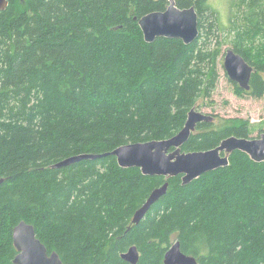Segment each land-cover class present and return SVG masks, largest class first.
Masks as SVG:
<instances>
[{"label":"trees","instance_id":"trees-1","mask_svg":"<svg viewBox=\"0 0 264 264\" xmlns=\"http://www.w3.org/2000/svg\"><path fill=\"white\" fill-rule=\"evenodd\" d=\"M174 1L197 13L189 45L143 39L139 19L169 0H8L0 11V264H13L12 230L21 221L63 264H129L121 255L131 246L137 264H163L174 242L197 264H264V162L243 152L186 186L180 175L120 168L114 156L52 168L70 156L168 139L212 97L224 57L210 44L217 11L209 0ZM241 4L256 10L255 29L264 32L263 2ZM232 50L255 70L249 90L235 91L263 97L264 46ZM213 122L198 124L182 151L249 138L246 120ZM165 181L166 194L133 225Z\"/></svg>","mask_w":264,"mask_h":264},{"label":"water","instance_id":"water-1","mask_svg":"<svg viewBox=\"0 0 264 264\" xmlns=\"http://www.w3.org/2000/svg\"><path fill=\"white\" fill-rule=\"evenodd\" d=\"M7 6L8 0H0V11ZM138 25L144 41L148 44L157 38H166L179 39L189 45L198 37V16L195 9H179L174 0H169L165 11L152 12L140 18ZM223 69L233 84L241 90H249V82L255 70L232 49H228L224 55ZM213 121V116L200 113L192 107L183 128L168 139L122 145L104 154L70 156L58 161L52 168L60 169L83 160L114 156L120 168H138L144 176H160L165 179L180 175L182 185L186 186L203 174L227 167L229 156L234 151L245 153L253 162H264V133L258 138L231 136L207 151H182V146L196 131L198 124H209ZM2 182L0 179V184ZM167 188L168 182L165 181L149 194L144 204L134 212L131 220L133 225L140 223L151 207L166 194ZM12 241L17 252L13 264H63L57 253L47 252L30 224L21 221L16 225L12 230ZM139 256L137 248L131 246L121 255V259L129 264H137ZM163 264H197V261L182 253L179 242H174L164 254Z\"/></svg>","mask_w":264,"mask_h":264},{"label":"rangeland","instance_id":"rangeland-1","mask_svg":"<svg viewBox=\"0 0 264 264\" xmlns=\"http://www.w3.org/2000/svg\"><path fill=\"white\" fill-rule=\"evenodd\" d=\"M240 0H209L217 11V31L211 37L213 47L219 44L222 54L233 49L234 43L254 50L264 46V32L255 29L256 10L239 5ZM263 2L264 0H260ZM262 5V3H260ZM224 57H219V74L216 89L209 99L202 98L196 104L200 113L214 117V125L222 127L229 120L243 119L249 122V138H258L264 133V96L257 99L247 94H238L235 85L229 80L223 69ZM264 80V73H260Z\"/></svg>","mask_w":264,"mask_h":264},{"label":"bare ground","instance_id":"bare-ground-1","mask_svg":"<svg viewBox=\"0 0 264 264\" xmlns=\"http://www.w3.org/2000/svg\"><path fill=\"white\" fill-rule=\"evenodd\" d=\"M108 157V156H107ZM147 215V214H146Z\"/></svg>","mask_w":264,"mask_h":264}]
</instances>
